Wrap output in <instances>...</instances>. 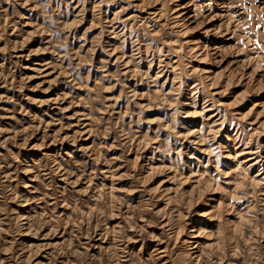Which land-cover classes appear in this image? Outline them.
Listing matches in <instances>:
<instances>
[{"label": "rangeland", "instance_id": "1", "mask_svg": "<svg viewBox=\"0 0 264 264\" xmlns=\"http://www.w3.org/2000/svg\"><path fill=\"white\" fill-rule=\"evenodd\" d=\"M0 264H264V0H0Z\"/></svg>", "mask_w": 264, "mask_h": 264}]
</instances>
